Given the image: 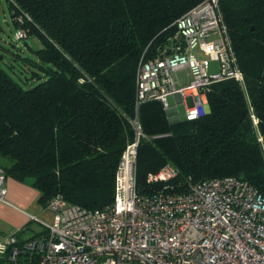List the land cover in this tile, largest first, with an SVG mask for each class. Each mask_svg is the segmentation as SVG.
Listing matches in <instances>:
<instances>
[{"label": "trees", "instance_id": "16d2710c", "mask_svg": "<svg viewBox=\"0 0 264 264\" xmlns=\"http://www.w3.org/2000/svg\"><path fill=\"white\" fill-rule=\"evenodd\" d=\"M6 1L15 38L40 46L27 45L32 56L13 42L4 48L10 55L0 51V167L35 189L42 208L58 194L88 210L103 207L134 138L137 65L172 53L175 21L203 0ZM217 3L242 80L212 83L208 111L192 120L169 122L158 101L140 105L142 192L164 187L148 176L170 162L179 170L170 190L235 176L264 194V0ZM15 63L29 70L25 83L36 82L18 81Z\"/></svg>", "mask_w": 264, "mask_h": 264}, {"label": "built area", "instance_id": "2783aa9c", "mask_svg": "<svg viewBox=\"0 0 264 264\" xmlns=\"http://www.w3.org/2000/svg\"><path fill=\"white\" fill-rule=\"evenodd\" d=\"M217 2L203 0L175 21L179 43L172 53L140 59L134 138L122 153L112 201L88 210L55 195L43 208L53 213L50 224L30 215L43 226L36 234L27 236L21 229L0 233V264H264V194L246 180L188 179L185 190H170L166 187L179 170L167 162L148 176L164 187L142 192L136 181L137 147L144 137L138 117L142 103L158 101L180 120L181 102L185 119L192 120L208 111L212 83L242 80ZM210 61H217L216 71H209ZM169 96L176 97L174 107ZM6 196L0 167V203L12 205Z\"/></svg>", "mask_w": 264, "mask_h": 264}, {"label": "rangeland", "instance_id": "374dc122", "mask_svg": "<svg viewBox=\"0 0 264 264\" xmlns=\"http://www.w3.org/2000/svg\"><path fill=\"white\" fill-rule=\"evenodd\" d=\"M15 27L11 20L10 9L8 7V3L6 0H0V51H4V48H11L10 42H13L18 48L22 49V53L24 55L32 56L33 53L29 49H27V45L37 47L40 46L37 39L27 38L26 40L23 39H16L15 38ZM178 39V38H177ZM38 43L37 45L35 43ZM27 43V44H26ZM5 54L10 55L8 52L4 51ZM10 57L6 56L3 57L4 61L10 63ZM0 58V65L5 67ZM8 59V60H7ZM13 63V61H11ZM15 69L18 72L16 74H12L18 81L24 83L23 85L26 87L28 84L32 85L36 82V80L28 79L25 83V76H29V70H20L19 63H15ZM218 69L217 61H210L209 71L213 72ZM21 71V72H20ZM25 71V72H22ZM184 71L180 72V76H183ZM22 78V80H21ZM168 104L170 106L174 105V100L170 96L168 97ZM178 112L180 115V119L185 118V108L183 104H178L177 106ZM167 113V112H166ZM168 121L175 120L171 115L167 113ZM176 121V120H175ZM6 186H7V196L6 199L12 205H5L3 204L0 208V222L5 224L6 231L9 233L15 232L19 227L23 226L24 234L27 236H31L36 234L37 231L43 228L42 223L38 222V220H34L30 217V215L36 216L40 221L44 223L50 224L53 219V213L50 211L43 210L42 206L38 202L37 199V192L27 183H22L15 181L12 178L6 179ZM161 187V186H160ZM159 186L157 188H160Z\"/></svg>", "mask_w": 264, "mask_h": 264}, {"label": "crops", "instance_id": "0c3cea01", "mask_svg": "<svg viewBox=\"0 0 264 264\" xmlns=\"http://www.w3.org/2000/svg\"><path fill=\"white\" fill-rule=\"evenodd\" d=\"M184 75V74H183ZM179 76H180V72H179ZM182 76V75H181ZM170 97V96H169ZM172 98H173V100H174V105H175V102H176V97H174V96H171ZM185 101L186 102H188L189 104H191V102H192V98L190 97V96H188L187 98H185ZM178 104H182L181 102H179ZM174 105L173 106H170V107H174ZM178 106V105H177ZM184 106V105H183ZM178 109V108H177ZM168 113L169 115H171V111H165V113ZM167 113H166V115H167ZM177 121V120H176ZM169 122H175V120H173V121H170L169 120ZM4 203H0V208L2 207V205H3ZM5 205H7V204H5ZM24 226V225H23ZM23 226H18L19 228L17 229V230H19V229H21ZM6 226H5V224H3L2 222H0V233L1 234H7V233H9V232H7L6 231ZM16 230V231H17ZM23 233H24V230H23Z\"/></svg>", "mask_w": 264, "mask_h": 264}]
</instances>
